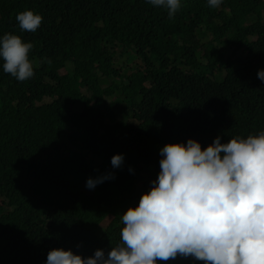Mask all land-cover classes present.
I'll use <instances>...</instances> for the list:
<instances>
[{
	"label": "trees",
	"instance_id": "16d2710c",
	"mask_svg": "<svg viewBox=\"0 0 264 264\" xmlns=\"http://www.w3.org/2000/svg\"><path fill=\"white\" fill-rule=\"evenodd\" d=\"M180 5L170 19L148 0H0V38L32 43L34 70L18 81L0 58V264H46L54 249L107 255L166 144L264 131V0ZM26 10L43 18L35 32L19 28Z\"/></svg>",
	"mask_w": 264,
	"mask_h": 264
},
{
	"label": "clouds",
	"instance_id": "9594fccd",
	"mask_svg": "<svg viewBox=\"0 0 264 264\" xmlns=\"http://www.w3.org/2000/svg\"><path fill=\"white\" fill-rule=\"evenodd\" d=\"M148 2L165 7L170 19L181 6L180 0ZM221 3L208 0L210 7ZM42 19L32 10L16 16L26 32H35ZM257 41V35L247 37V44ZM32 48L19 35H3L4 72L18 81L31 78ZM257 76L264 81V70ZM160 155V172L151 190L141 196L138 207L122 215L119 244L107 255L96 250L87 258L54 249L46 264H157L178 255L205 264H264V131L227 143L218 136L206 149L194 139L169 143ZM123 163L121 154L111 159L114 168ZM114 178L112 174L89 178L86 187L94 189Z\"/></svg>",
	"mask_w": 264,
	"mask_h": 264
},
{
	"label": "rangeland",
	"instance_id": "374dc122",
	"mask_svg": "<svg viewBox=\"0 0 264 264\" xmlns=\"http://www.w3.org/2000/svg\"><path fill=\"white\" fill-rule=\"evenodd\" d=\"M244 24H248V23L245 22ZM234 56L235 58H241V57L245 58L241 51L240 52L235 51ZM112 218L113 216H109L107 220L103 221V223L101 224V228L105 230V228L108 227L109 223L111 222ZM102 229L100 231H102Z\"/></svg>",
	"mask_w": 264,
	"mask_h": 264
}]
</instances>
